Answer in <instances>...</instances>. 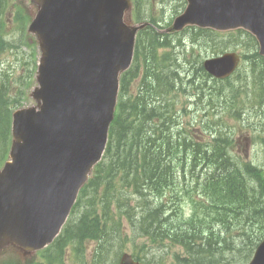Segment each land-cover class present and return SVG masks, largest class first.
Segmentation results:
<instances>
[{"label":"water","instance_id":"water-1","mask_svg":"<svg viewBox=\"0 0 264 264\" xmlns=\"http://www.w3.org/2000/svg\"><path fill=\"white\" fill-rule=\"evenodd\" d=\"M34 1L42 8L30 29L46 50L33 94L40 105L13 115L10 160L0 171V249L12 242L30 251L59 231L102 156L118 73L132 57L135 29L123 22L121 0ZM258 13L253 0H188L168 31L248 24L264 42ZM214 62L222 76L234 67L229 55ZM249 264H264V241Z\"/></svg>","mask_w":264,"mask_h":264},{"label":"trees","instance_id":"trees-1","mask_svg":"<svg viewBox=\"0 0 264 264\" xmlns=\"http://www.w3.org/2000/svg\"><path fill=\"white\" fill-rule=\"evenodd\" d=\"M9 6L10 0H0L2 26H4ZM155 80L158 83L165 82V77H155ZM181 82L188 86L195 85V80L191 77ZM157 89L154 86L149 88L148 94L153 96V99L156 96L160 98ZM132 98L133 102L123 103L120 115L111 128L105 160L97 167L84 190L82 195L84 198H81L79 209L69 224L67 237L79 245L87 239H100L103 227L108 224H104L102 215L97 211L101 210L102 214L112 218L114 206L123 209L128 205L132 216L131 227L138 236L156 240L160 234L165 235L163 239L169 238L172 242L171 246H181L184 249L185 256L176 257L178 264L245 263L264 237V188L260 186L258 176H255L258 185H251L245 174L240 173L241 168L235 165L237 162L228 153L220 154L212 145L206 150H199L196 143L191 145L186 142V138L181 139V136H178V139L181 141L182 154L177 159L173 156L174 149L170 145L171 135H165L163 140L168 142L162 144L159 141L162 137L154 128L143 130V126L138 128L142 117L146 123L150 122L152 117L154 118V108L146 114L144 108L148 105L145 103L146 96L143 102H139L135 97ZM153 107L156 106L153 104ZM145 122L143 123L146 124ZM3 125L4 121L1 120L0 136L3 134L1 131ZM152 129L154 132L151 131ZM172 144L175 145L174 142ZM223 144L220 143V145ZM177 160L183 163L191 162L193 165L204 161V169L208 171L212 181L217 174L213 167L218 168L216 180L218 187L210 199L207 215L215 209L218 202L224 200L227 202L225 208L232 209L239 216L234 225L222 226V231L226 232L222 240L214 237L215 229L212 226L197 225L202 206L198 214L194 216V218L197 217L195 224L191 226L179 224L173 229L165 230L162 227L163 212L160 207H155L150 201L147 204L146 200L141 205L131 207L129 201L125 200L129 190H132L131 195L137 199L143 197L149 199L148 196L158 186L169 185L176 178L174 170ZM245 167L247 169L249 165ZM120 184L125 186L120 188ZM83 207L85 209L81 212ZM233 228L237 230L235 236L230 235ZM104 242L105 248L101 262L106 260L116 244L111 233ZM230 250L236 251L237 256H233L231 261L225 263L224 256H220V251L225 255ZM138 257L140 260H145L147 264H165L156 258L149 257L144 250H138Z\"/></svg>","mask_w":264,"mask_h":264},{"label":"rangeland","instance_id":"rangeland-1","mask_svg":"<svg viewBox=\"0 0 264 264\" xmlns=\"http://www.w3.org/2000/svg\"><path fill=\"white\" fill-rule=\"evenodd\" d=\"M141 2V13H143L144 19L158 20L161 22H171L176 15L182 13L186 3L185 0H141ZM37 9L38 7L32 0H10L9 17L5 18L4 26H2L4 37H0V94H4L7 91L12 90L13 86L18 87L27 81H29L32 86L37 85L35 79V66L38 56L35 53L33 46L34 43H37V41L35 37L30 34L28 29L30 18L35 15ZM194 34L204 37L202 33L190 31L189 38L185 39V36L183 41L190 43V40L194 39ZM205 34L209 35V32H205ZM213 41L216 48H220L223 44L221 37L218 36H213ZM198 51L199 48L196 49L195 53L190 51L189 53H186V55L182 54L178 62H180L182 66H190L191 62H196L198 60ZM241 79L245 82L246 77L243 75ZM139 81L140 78L137 82ZM137 82L133 83V89L138 86ZM219 100L221 103L229 101H225L222 97H219ZM178 101L179 103L182 101L181 96L178 98ZM10 106L12 107V104H10ZM148 110L149 108L146 110V114H148ZM177 110L182 112L183 108L178 106ZM225 110H228V107H224L221 114L214 116L215 126L216 124L217 127L220 125L226 126L227 124L234 126L233 122H231V118H227L228 112ZM250 119L257 123L264 121V119L259 117L257 113L251 115ZM171 120L172 119H170V121ZM3 121L4 125L1 127V131L5 134L6 117L3 118ZM174 121L177 123L178 121L181 122V126L179 128L175 127V132L181 129L192 134L199 133L201 135L203 132L204 125L200 121H197L192 114L184 115L181 113L178 116V119H174ZM143 122H145V120L142 117L138 128L143 126ZM195 136L198 138V135ZM239 138L242 156H244L247 160H254L260 166H264V143L261 144L257 141V144H254L253 139H251L250 135L246 133L240 134ZM201 142H204V140ZM177 150V148L173 150V156L178 159L180 153ZM201 221L202 223H205L206 219L203 218ZM164 227L166 228V226ZM141 241L146 245L150 244V242L145 239H142ZM176 248L179 253L183 254L180 247ZM15 253H18V249L15 247H10L9 250L4 251L0 255V264L4 259L12 257ZM172 259V254H169L166 261L169 262Z\"/></svg>","mask_w":264,"mask_h":264}]
</instances>
